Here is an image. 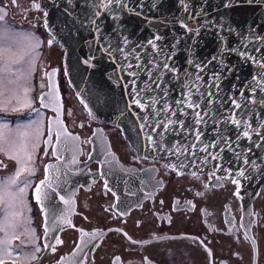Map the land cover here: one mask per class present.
Masks as SVG:
<instances>
[{
    "label": "flooded vegetation",
    "instance_id": "af4514ba",
    "mask_svg": "<svg viewBox=\"0 0 264 264\" xmlns=\"http://www.w3.org/2000/svg\"><path fill=\"white\" fill-rule=\"evenodd\" d=\"M33 3L38 4V0H16L15 4L12 0H0V9L7 12L4 21L7 27L17 33L31 34L40 43L34 53V63L30 65L31 56L25 55L21 65L14 66L24 70L26 79L20 80L21 92L23 87L29 89L31 107H23L18 112H0V122H7L13 134L27 133L29 117L36 118L41 133L35 173L25 172L20 176L21 181L29 180L30 186L25 193L26 207L17 209L22 212L16 220L18 233L35 229L40 243L45 242L42 215L33 188L42 179L45 164L57 160L53 155L57 144L54 130L52 144L44 143L49 134L46 121L57 115L53 104L41 107L40 103L49 80L57 84L60 119L69 134L79 137L76 142L79 151L65 153L69 159L75 155L78 161L75 166L79 168L68 217L71 224L59 225L55 236L63 243L56 245L55 252L42 251L36 264L56 262L74 251L82 239L87 242L81 245V256L86 253L83 264H113L117 256L121 264H145V258L149 264H264V182L247 201L240 193L236 195L237 184L231 177L207 172L180 173L135 154L117 128L92 119L75 101L61 67L62 48L45 32L43 10L40 5L39 10L35 9ZM51 73L54 75L50 78ZM11 95L8 92L0 101ZM95 143L102 148L108 144L122 169L117 170L110 162L111 166L104 171L103 162L90 155ZM0 160L7 164L0 167V178L13 175L17 163L2 153ZM107 171H115L116 184L105 176ZM105 182L111 191L105 188ZM117 210L127 214L118 215ZM82 232L103 235L89 240L82 237ZM49 242L54 243L50 238ZM19 243L14 241V245ZM32 251L31 246L23 250L25 255Z\"/></svg>",
    "mask_w": 264,
    "mask_h": 264
},
{
    "label": "water",
    "instance_id": "95a60500",
    "mask_svg": "<svg viewBox=\"0 0 264 264\" xmlns=\"http://www.w3.org/2000/svg\"><path fill=\"white\" fill-rule=\"evenodd\" d=\"M186 2L189 5L188 10H185L181 0H128L127 10L114 9L118 19H112L107 12L101 16L98 22L101 24L102 32L98 34L91 23V16L95 11L94 0H70V2L69 0H38L44 15L42 26L62 48L61 67L67 86L72 90L78 104L92 119L117 128L123 140L135 154L147 160L162 163L169 170L180 173L207 172L238 180L241 198L249 201L259 185L264 182V147L252 149L248 158L255 160L256 166L246 167L241 160L236 158L233 151L228 149L220 151V148L224 146L220 136H235L233 126L224 123L231 111L228 97L237 93L232 85L235 83L239 89L246 80L251 79L252 74L259 71L258 68L241 63L239 56L232 54L229 59L231 63L239 67L240 80L236 81L235 73H233L221 81L219 99L214 98L210 106L207 97H199L201 109L208 112L209 116L206 117L204 124L197 125L194 124L195 114L188 109L189 115L181 117L185 120L188 131H183L176 126H170L168 131H165L162 126L154 128V125H159L161 119L167 122V118H164L158 111L160 105L142 110L134 103L133 77L128 75L129 72L138 73L135 83V91L140 92L138 98L143 101L157 95L156 92L147 90L151 85L144 71L127 67L128 62L137 63L134 59L135 55L142 56L140 63L143 64L152 56L162 61L169 52L174 51L175 56L169 63L181 70H195L186 63L188 47L192 44L193 37L181 27L182 22L201 29L200 36L195 37L194 46L196 56L201 58L211 57L217 52L219 47L217 23L233 29L232 32H223L228 46L232 48H240L243 43L251 40L255 35L264 36V4L261 0H255V3L239 0L238 4L227 9L222 7L223 0H186ZM193 14L195 19L190 18ZM252 29L255 31L253 32ZM156 35L163 38L156 42L159 48L163 49L162 55L154 53L147 44V41ZM125 38H127V44H124ZM176 41H179V44L173 49L172 45ZM104 45H110V55L103 50ZM256 46L255 43L250 44L249 50ZM260 46L264 47V42ZM121 47L124 48L123 52L119 51ZM133 49H135L134 52H132ZM126 55H128V61L124 59ZM86 60L89 64L85 63ZM155 71L156 69H153V72ZM183 79L184 75L181 71L180 80ZM205 80H208L207 73ZM164 81L165 86L169 88L168 103L171 105L179 98L182 85L179 81L172 80L170 74L164 75ZM49 93L55 97L52 103L54 108H60L61 102L56 81H48V89L43 96L47 97ZM247 95L248 92L245 91V96ZM241 103H243L242 100ZM249 107L252 109L249 118L255 117L254 123L260 116H264V107L257 105H249ZM176 110L179 111V109ZM54 118L50 116L46 121L47 134L49 133V121ZM171 119L174 120L176 117ZM62 124L66 129L63 121ZM55 127L53 123L52 130L55 131L53 129ZM193 129L202 131L199 141L196 140ZM149 135L152 136V142L148 140ZM258 140L259 138L253 136V142ZM217 141H219L218 144ZM240 143L242 149L250 146L249 142L244 139ZM210 144H216V147L201 151ZM55 148L62 157L61 161L48 162L45 166L52 165L61 170L60 195H64L65 198L71 195L72 199L75 184L78 182L76 173L79 168L71 164L73 158L69 159L65 156L67 150L60 151V144L57 143ZM90 155L92 159L103 162L104 171L111 165L117 170L122 169L116 159H113L114 155H111L108 144L102 148L95 143ZM213 156L219 158L212 159ZM45 166L41 180L45 179ZM242 168L245 171L243 177L238 175V171ZM51 171L52 169L49 173ZM115 174V171L105 173L112 184L118 181ZM49 179H52L51 175ZM52 200L55 204L52 209L54 217L49 216L47 222L49 225L55 223L56 231L51 232L50 237L55 236L59 225L65 223L61 219V214L67 210V206L56 194H52ZM37 205L41 211V206L38 203ZM41 215L44 241L45 212L41 211ZM74 251L77 253L76 257L71 256L73 251L68 253L65 256L68 258L65 264H79L82 253L77 248ZM57 261L51 264H57Z\"/></svg>",
    "mask_w": 264,
    "mask_h": 264
},
{
    "label": "snow or ice",
    "instance_id": "6c2138e0",
    "mask_svg": "<svg viewBox=\"0 0 264 264\" xmlns=\"http://www.w3.org/2000/svg\"><path fill=\"white\" fill-rule=\"evenodd\" d=\"M13 4L16 3V0H12ZM70 2V0H69ZM247 3H255V0H246ZM181 3L185 10H188V3L186 0H181ZM239 0H223L222 7L230 8L235 4H238ZM261 3L264 4V0H261ZM33 7L39 10V4L33 3ZM93 7L95 8L94 13L91 16V23L94 25V31L96 33L102 32L101 24L98 22L107 12L112 19H118L116 10H127L129 8L128 0H94ZM7 12L5 9H0V97H5L8 92H11L12 95L9 98L0 101V112H18L23 107H31L32 101L28 97L29 89L23 87L21 92L20 80L26 79L23 75L22 67H14L16 65H21V62L24 59L25 55L31 56L29 64L34 63L35 60V50L39 48L40 43L38 39L31 34H23L12 31L4 23ZM45 16L47 13L45 12ZM191 19H195L193 14ZM181 27L185 30L186 33L190 34L193 37L192 44L188 47V58L186 63L190 68L195 69L194 71H188L187 69L181 70L169 63L170 60H173L175 52H169L164 60L158 61L156 56L150 57L143 64L140 63L142 60L141 55H135L134 59L137 63L133 64L131 62L127 63L129 69L136 68L144 71L145 75L150 82V87L147 89L151 92H156V96L148 97L146 100H143L140 97V92L135 91L136 77L137 72H129L128 75L133 77L132 84L134 90V103L140 107L142 110L149 109L154 105H160L158 109L162 113L164 118H167V122L164 119H161L159 125H154L153 127L162 126L165 131L169 130L170 126H176L183 131H188L185 120L181 117H186L189 115L188 109H191L195 114L194 124L200 125L206 122V117L209 116V113L201 109V103L199 97H207L208 105L210 106L215 99H219L218 93L220 90V82L227 79L229 75L235 73V80H240V69L237 65L231 63L229 57L232 54L238 55L241 63L250 64L259 69V71L252 74L250 80H246L243 85L237 89V85L234 83L232 85L233 89L237 90L236 95L228 97V101L231 106V111L227 115L224 123L231 124L235 132V136L226 137L221 135L220 139L223 141L224 146L220 148V151L225 149L231 150L236 155L238 160H241L244 166H256L255 160H250L248 154L252 152L253 148L264 147V116H260L259 119L253 122V119H250V113L252 109L249 105H257L259 107H264V47H261V43L264 42V36L255 35L251 40L243 43L240 48H232L227 44V38L223 36L224 31L232 32L233 29L230 27L220 25L217 23V40L219 41V47L217 52L208 58H201L196 56L194 51L195 46V37H199L201 34V29L199 27H192L186 23H181ZM254 32L255 29H252ZM243 36V34H241ZM163 38L159 35L154 36L152 39L147 41V44L151 47L154 53L157 55L163 54V49L159 48L157 41L162 40ZM34 41V43H33ZM52 40H49L51 45ZM255 43L257 46L249 50V45ZM124 44H127V38H125ZM179 44V41H176L172 48L175 49L176 45ZM103 50L109 55L111 54L110 45H104ZM119 51L123 52L124 48L121 47ZM135 49L132 50L134 52ZM125 61H128V55L124 57ZM86 64H89V61H85ZM153 69H156L153 72ZM29 74L31 68H29ZM183 71L184 79L180 80V73ZM208 74V80H205V74ZM170 74L172 80L179 81L181 87V92L179 98L176 99L173 104L168 103L169 88L165 86L164 75ZM54 75V73L49 74V77ZM12 77H15L14 79ZM51 87V85H50ZM215 89V91H213ZM245 91L248 92V95L245 96ZM259 96V98H257ZM194 97H197L194 99ZM15 100V103H13ZM46 97H40L41 107H49L55 100V97L49 93L47 95V103L45 102ZM241 100L243 103H241ZM223 103V101H221ZM87 107V105H85ZM176 109H179L177 111ZM56 111L57 115L54 120L49 121V134L48 139L44 141L46 145L52 144V125H56L55 135L56 142L61 145L60 151L64 150L73 151L76 153L79 149L76 146V142L79 140V137L72 136L67 132L63 127L62 121L60 120V113L57 108L53 109ZM38 115H42L37 111ZM176 117V119H171ZM35 123V122H34ZM26 127L31 128L32 125H27ZM195 132L196 140L199 141L202 135L200 129H193ZM28 133H21L16 131L13 134V130L10 129L7 122H0V153H2L8 160L15 161L18 165L15 173L7 178H0V212H3V215L0 216V264H36L41 257L40 253L44 252H55L56 245H60L63 241L60 240L58 236H51V232L56 231V224L53 223L49 225L47 220L49 216L54 217L52 209L55 207V204L52 200V194H56L60 201L67 206V210L62 212L61 219L63 222L71 224V221L68 217L71 215V205L72 199L71 195L65 198L64 195H60L59 189L61 188L60 175L61 170L52 165L45 166V179L41 180L36 184L33 189L34 198L36 202L41 206V211L45 212L46 222L44 226V243H40V237L35 235V229H26L24 232H17V223L16 220L22 215L21 211L17 209H23L26 207L25 200L23 198L26 190L30 186V181L25 179L20 180V176L23 173H28L33 175L35 173V167H29L30 163L34 164L33 155L35 149L39 146L40 139V129L36 128L35 130V141L32 148L33 151L28 150V146L25 142V137ZM253 136L259 138L257 142H253ZM244 139L249 142V147L242 149L240 141ZM148 140L152 142V136H148ZM92 141H88L91 143ZM219 141H217V144ZM209 147H216V144L206 145L201 151H207ZM242 149V150H238ZM47 155V152H45ZM53 155H56L57 160L61 161L62 157L57 153L55 147H53ZM219 157L213 156L212 159H218ZM107 159V158H106ZM113 159H115L113 157ZM78 161L73 155L71 164H76ZM0 167H7V164L0 160ZM52 169L51 173L49 170ZM72 171V169H69ZM51 175L52 179H49ZM238 175L243 177L245 176L244 169L238 171ZM55 182V183H54ZM232 182L237 184V193L239 195V181L233 179ZM64 183H67L64 181ZM105 188L108 189L107 182H105ZM113 192V196H115ZM116 206L113 205V209ZM118 215H126L127 213H121L117 210ZM119 231V229H117ZM82 237H89V240L96 238L97 236H102L103 233H87L82 232ZM24 236L25 239H21ZM49 238L54 241V243L49 242ZM14 241H20L19 244L14 245ZM87 242L83 239L81 243L77 244V250L83 252L82 244ZM136 243V241H132ZM31 246L33 251L25 255L23 250ZM76 251H73L71 256L76 257ZM211 255V253H210ZM67 257H62L57 261V264H65ZM86 260V253L80 257L79 264H83ZM113 264H121V258L117 256ZM145 264H149L147 258H145Z\"/></svg>",
    "mask_w": 264,
    "mask_h": 264
},
{
    "label": "rangeland",
    "instance_id": "374dc122",
    "mask_svg": "<svg viewBox=\"0 0 264 264\" xmlns=\"http://www.w3.org/2000/svg\"><path fill=\"white\" fill-rule=\"evenodd\" d=\"M26 125H32L31 128L28 127V130H27L28 135L25 137V142H26V144L28 146V150L29 151H33L32 146H33L34 143H36V141L34 139V137H35V130H36V128H39V124L37 123V120H36L35 117L34 118L29 117V120L26 122ZM39 141H40V139H39ZM36 153H37V151L35 149L34 155H33L34 164L30 163L28 165L29 167H33V166L35 167V163H36V159H37L36 158ZM23 198L25 200V194H24ZM25 203H26V201H25Z\"/></svg>",
    "mask_w": 264,
    "mask_h": 264
}]
</instances>
